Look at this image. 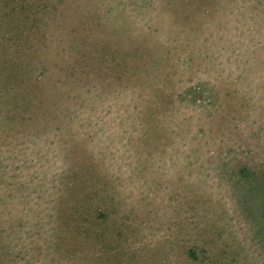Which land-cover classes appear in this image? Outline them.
I'll use <instances>...</instances> for the list:
<instances>
[{
	"label": "rangeland",
	"instance_id": "374dc122",
	"mask_svg": "<svg viewBox=\"0 0 264 264\" xmlns=\"http://www.w3.org/2000/svg\"><path fill=\"white\" fill-rule=\"evenodd\" d=\"M0 264H264V0H0Z\"/></svg>",
	"mask_w": 264,
	"mask_h": 264
}]
</instances>
